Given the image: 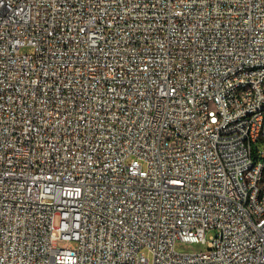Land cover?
I'll return each instance as SVG.
<instances>
[{"label":"built area","instance_id":"obj_1","mask_svg":"<svg viewBox=\"0 0 264 264\" xmlns=\"http://www.w3.org/2000/svg\"><path fill=\"white\" fill-rule=\"evenodd\" d=\"M250 61L264 0H0V264H264Z\"/></svg>","mask_w":264,"mask_h":264},{"label":"rangeland","instance_id":"obj_2","mask_svg":"<svg viewBox=\"0 0 264 264\" xmlns=\"http://www.w3.org/2000/svg\"><path fill=\"white\" fill-rule=\"evenodd\" d=\"M21 51L22 52H31V51H33V48L30 46H26V47H23L21 49ZM258 146L260 148H263L264 142H259ZM59 222H60L59 217H56L55 224L58 225ZM212 233H213L212 231H209L207 234V238H209V236ZM73 243L76 244V241H74ZM207 248H208L207 243L178 242L176 245V249L180 252H196V251H201V250H204ZM144 252L151 259V261H153V255L148 250H145Z\"/></svg>","mask_w":264,"mask_h":264},{"label":"bare ground","instance_id":"obj_3","mask_svg":"<svg viewBox=\"0 0 264 264\" xmlns=\"http://www.w3.org/2000/svg\"><path fill=\"white\" fill-rule=\"evenodd\" d=\"M263 61H250L248 62V71H263ZM262 176H264V169H262ZM258 194H264V180H260V187H258Z\"/></svg>","mask_w":264,"mask_h":264}]
</instances>
